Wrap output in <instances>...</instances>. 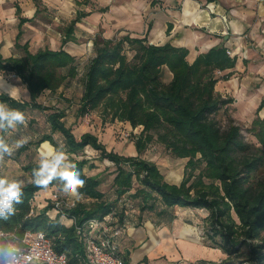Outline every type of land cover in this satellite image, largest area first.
Segmentation results:
<instances>
[{"label": "trees", "instance_id": "1", "mask_svg": "<svg viewBox=\"0 0 264 264\" xmlns=\"http://www.w3.org/2000/svg\"><path fill=\"white\" fill-rule=\"evenodd\" d=\"M33 1L38 9L41 0ZM15 7L18 40L21 25L29 19L20 16V8ZM85 15L78 13L63 28L62 46L74 39L75 22ZM23 49L20 56L4 57L0 53V73L18 77L26 86L29 99L20 101L2 92L0 103L21 111L26 117L28 109H49L38 102V97L45 90L54 92L67 85L77 76L78 68L75 56L63 47L52 50L45 46L31 53L24 44ZM93 51L84 72L77 115L84 116L103 105V111L112 119L142 127L134 140L137 152H142L155 137L174 157L187 158L185 169L189 167V173L179 183H170L154 162L141 158L139 153L124 155L109 151L90 132L82 133L77 139L63 120L64 110L54 109L46 116L50 131L43 133L34 145L49 141L54 148L63 146L80 178L86 181L79 191L83 198L89 199L64 208L60 214L82 224L114 212L124 225L127 208L122 197L125 195L134 200L132 207L138 209L139 216L147 212L173 219L178 207L202 209L206 211L203 219L210 225L211 246L225 254L219 264H264V117L258 115L264 107V97L247 128L256 140L252 143L244 139L240 126L229 113L233 99L215 90L219 80L229 77V73L217 72L233 68L236 56H230L227 47L218 44L198 54L190 63L184 47L169 42L154 45L148 43L146 36L129 35L106 39L97 34L93 38ZM165 70L171 75L167 81ZM221 109L226 114V126L216 118ZM8 133V130L0 132L7 143ZM54 133L61 135L62 144L53 138ZM86 146L97 151L99 158L115 165L114 201L104 199L98 177L85 174V160L78 155ZM26 149L28 146L22 145L18 153ZM38 165L39 161H31L22 170L31 176ZM50 186L58 188V182L54 180ZM38 190L31 183L26 184L23 203L14 205L17 212L7 221L0 219V231L20 238L26 231H43L53 239L57 252L65 253L70 261L83 262V241L77 237L73 224L65 226L60 223L59 214L53 219L46 214L51 204L30 214V200Z\"/></svg>", "mask_w": 264, "mask_h": 264}, {"label": "crops", "instance_id": "2", "mask_svg": "<svg viewBox=\"0 0 264 264\" xmlns=\"http://www.w3.org/2000/svg\"><path fill=\"white\" fill-rule=\"evenodd\" d=\"M30 1H32V6L28 5L27 7L29 14H25L23 12L21 4L18 2H14L12 7H10L9 9H5L3 4H1L2 2H0V25L4 26V23H6V19L4 20V18H7L11 20L13 28V35L11 36H4L0 34V53L4 57H9L11 55H23L24 44H26L28 51H30L31 53H34L38 49L44 48L45 46L49 47L52 50H58L60 47H63L64 50L74 55L75 57L78 53L77 51L84 52V49H86V51L88 50L89 53L94 52L93 39H90L86 43V45L83 46V50H78V48H73L71 46V43L75 42L76 38L78 37L74 32L75 30L73 31L74 39L67 41L63 46L62 39L64 37V33H61L60 31H57L59 37L51 34L48 35V37L43 36V38H41L38 34L34 33L36 37L30 38V35L33 34V32L29 31V28H31V23L32 21H34L35 13L37 12V6L35 5L34 1ZM105 1L106 2H101L100 0H96V8L91 7L88 10H77L74 18L80 12L86 13V15L82 16L78 21H76L75 25L76 23H80L83 18L95 15L97 22L96 24H100L101 28L103 29V31L101 32V36L103 38L111 39L115 38L118 35H120L119 37L123 35H129L130 37L138 38L146 36L147 41L150 44L162 45L166 42H169L173 46L186 48L188 50L187 60L190 63L196 58L198 54L206 52L208 49L215 45L224 44V46L227 47V50L232 49L233 51H231V55H229L236 56L235 66L231 69L222 71V74L229 73V77L224 80H219L216 83L215 90L217 92V86L222 81H230L232 76H235L239 72L244 71V56L242 55L240 57L237 56V54L238 49L240 50L241 47L245 48V51H248L247 41L245 40V37L257 41L261 40L262 42H264V1ZM81 3L87 4L88 2L84 0ZM203 4H205L206 7H201V5ZM15 5L20 8V16L29 19L21 25V36L18 40L16 39V35L19 30V19L18 15L16 14ZM70 21L64 24L63 28L67 26ZM28 34L29 36H27ZM114 34L116 35L114 36ZM22 36L23 41L21 42ZM34 40L37 41L38 44L41 40L42 45L36 47L33 50L32 48L34 46ZM13 47L20 49L21 52H13ZM262 52H264V50H262ZM61 87H59L58 89H60ZM2 92L20 101H27L29 99V92L22 82L21 87L19 86V90H17L16 86H13L10 89H7L6 86H3L0 88V93ZM44 92L50 91L45 90ZM15 93H17V95H15ZM50 93H55V91ZM42 94L40 96H42ZM256 95L257 98H255L253 102L251 99L247 101L239 98L236 101V99L234 100V98L230 97L233 99V102L235 101V104L239 102V100L243 101L245 110H243L241 117H251L252 119L255 117H252L253 111L255 110L256 115V108L260 103L261 98L264 97V91L256 93ZM40 96L38 97V102H40ZM262 109H264V107H262ZM259 112L258 115L260 117H264V115H260ZM9 137L11 136L9 135ZM45 142L49 143V145L53 147L49 141H43L38 146L34 145L35 147H37L36 149H38V152L40 151L41 144ZM16 148L18 149L19 147ZM9 157L10 156H5L4 161L0 163V176H7L8 178L17 179V177H19V172H12L8 169L7 163L10 161ZM22 172H24V174L28 176V179L25 182V184H28L31 176L29 173L23 170ZM55 187L56 186L48 187L47 190L40 189L34 194V209L36 213L41 211L48 203L51 202L50 196L52 195V191H54L52 190V188L54 189ZM112 188L114 191L113 186ZM104 199L107 201H114L116 199L115 192L111 197H107V195L104 193ZM87 201H89V199L83 198L80 202ZM178 209H190L192 211L191 208L178 207L176 210V217L173 219H170L168 215H164L163 217H156L153 214H149L147 212H144L141 214V216H139L138 209H134L133 212H128L125 214L127 215V218L124 223L123 232L118 238V246L119 252L126 264H202V262H204V264L216 263L215 260L217 259H214L215 252L210 251H218V253L221 254V250L212 246H209L210 248H207L199 244V242L195 239L186 238V229L180 230L178 226L190 225L186 224L185 222H183V225L180 224ZM46 214L51 219L55 218L59 214V221L61 223V219L63 218L62 224H64L65 226H70L73 224V218H69L65 214H60V211H58L56 208H48ZM222 259L223 258H221V260Z\"/></svg>", "mask_w": 264, "mask_h": 264}, {"label": "rangeland", "instance_id": "3", "mask_svg": "<svg viewBox=\"0 0 264 264\" xmlns=\"http://www.w3.org/2000/svg\"><path fill=\"white\" fill-rule=\"evenodd\" d=\"M82 1L84 0H41L37 12L35 13V19L31 23V28H29V31L33 32V34L30 35V38L36 37L34 33L38 34L41 38H43V36L48 37V35L51 34L59 37L57 31L63 33V25L74 18L77 10H88L91 7H97L96 0H85L88 2L87 4L81 3ZM100 1L106 2L105 0ZM0 2H2L1 4H3L5 9H9L14 2H18L21 4L22 10L25 14H29L27 10L28 5L32 6V1L30 0H0ZM201 7L206 6L203 4ZM4 20L6 23H4V26L0 25V34L4 36L13 35L11 20L7 18H4ZM96 23L95 15L83 18L80 23H76L74 32L78 37L75 42L71 43V46L80 50L90 39H93L95 35L98 34L101 36L103 29L100 24ZM115 35L116 34H114V36ZM27 36H29V34ZM119 36L120 35L116 37ZM245 40L247 41L248 51H245V48L241 47L240 50L238 49L237 54V56L240 57L242 55L244 56V71L232 76L230 81H222L217 86V90L223 96L232 97L234 100L236 99V101L239 98L247 101L251 99L253 102V100L257 98L256 93L264 91V52H262V50H264V42L261 40L257 41L250 39L248 37H245ZM22 41L23 36L21 42ZM33 44V50L42 45L41 40L39 44L34 40ZM84 50V52L77 51L78 53L75 57L78 68L77 76L67 85L62 86L55 91V93L44 92L42 96H40L39 100L41 104L49 109H28L26 111V125H19L15 129L8 130V132H12L9 133L11 137H9L8 140L9 145L13 147V154L9 157L10 161L7 163L8 169L12 172L18 171L19 177H17V179L26 182L28 176L22 172V166L31 161H39V152L38 149H36L37 147L34 146V142L43 133L49 132V124L46 116L51 110L62 109L65 112L63 120L65 124L72 129V132L77 139L82 133L90 132L94 134L109 151L111 150L124 155H137V153H139L141 158L154 162L157 165L166 181L170 183H179L182 178L189 173V167L185 169L187 158L174 157L155 137L147 144L142 152H137L134 140L140 133L142 129L141 126L133 127L128 121L119 120L117 118L112 119L109 114H106L103 111V105H99L94 109L89 110L84 116L77 115V108L83 91L84 72L90 58L94 54V52L89 53L88 50ZM12 51L15 53L21 52L20 49L14 47L12 48ZM231 51L233 50L231 49ZM128 56H130V53H128ZM170 76V72L165 70L164 79L167 81L170 79ZM3 86H6L7 89L16 86L17 90H19L21 82L19 78L12 73H2L0 74V88ZM15 95H17V93H15ZM243 110H245L243 101L239 100L236 104L234 101L229 104V113L234 118L236 124L240 126L244 139L248 142L255 143V138L247 131L252 118L241 117ZM259 114L264 115V109H262ZM254 116L255 110L252 114V117ZM216 118L221 125L226 126L227 118L223 109L216 114ZM29 119L32 120V122H29ZM53 138L59 144H62V137L59 133H54ZM17 141H22L21 146H28V149L18 153V149L15 147ZM46 146H50L49 143L45 142L41 144L40 150H45ZM78 158L85 160L83 165L85 174L99 178L101 181L99 189L103 191L107 197L114 195L112 180L115 176V165L107 159L99 158V153L89 146H86L85 149L80 152ZM197 172L198 169L195 170V173ZM136 185L137 184L135 183L134 186L136 187ZM52 190H54L52 191V194H58L61 210L67 208L66 203L71 200L62 195L57 187L54 189L52 188ZM123 199L130 201L131 204L134 202V200L126 195L122 197V200ZM31 201L34 206V197L31 198ZM50 201L49 204L54 208L51 198ZM178 216L180 224L183 225V222H185L190 225L178 226L180 230L186 229L185 237L195 239L199 244L210 248L209 246H211L213 242L209 237L210 225L203 219L206 216V211L202 209H192V211L190 209H178ZM210 252H215V258L214 256L213 258L217 259L215 260L216 264H219L221 258L225 257L224 254H219L218 251Z\"/></svg>", "mask_w": 264, "mask_h": 264}, {"label": "clouds", "instance_id": "4", "mask_svg": "<svg viewBox=\"0 0 264 264\" xmlns=\"http://www.w3.org/2000/svg\"><path fill=\"white\" fill-rule=\"evenodd\" d=\"M19 125H26L25 115L5 103H0V132L15 129ZM21 144L22 141H17L15 147H20ZM12 154L13 147L0 136V163L4 161L5 156ZM54 180L58 182L59 192L68 197L73 206L83 199V193L79 189L85 186L86 181L80 178V173L69 160L63 146H46L45 150L39 151V165L32 170L29 183L38 189L47 190ZM24 187L26 184L23 180L0 176V219L7 221L16 214L14 205L23 203ZM8 235H12L13 239L4 240L3 237ZM27 236L28 233H25L21 239L14 233L0 231V264H38L39 254L34 249L29 251L24 247Z\"/></svg>", "mask_w": 264, "mask_h": 264}, {"label": "built area", "instance_id": "5", "mask_svg": "<svg viewBox=\"0 0 264 264\" xmlns=\"http://www.w3.org/2000/svg\"><path fill=\"white\" fill-rule=\"evenodd\" d=\"M227 53L231 55V50L228 49ZM217 73L221 74L222 72ZM51 199L53 207L61 212L58 194L53 193ZM122 201L127 208L124 211L125 214L134 211L130 201L125 199ZM30 202V214H34L36 212L31 200ZM66 204L67 208L74 207L71 201ZM73 225L77 237L84 243L85 259L83 262L70 261L65 253L57 252L54 249L53 239L43 231H26L28 236L24 247L29 251L34 249L39 254L38 264H126L118 246V238L123 232L124 225L119 222L114 212L108 213L102 218L88 219L82 224H76L73 219ZM10 236L12 235L5 236L3 239L11 240Z\"/></svg>", "mask_w": 264, "mask_h": 264}]
</instances>
